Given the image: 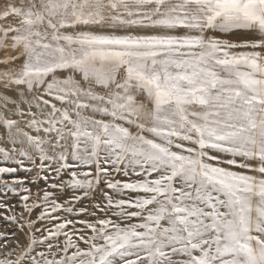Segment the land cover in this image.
<instances>
[{
	"label": "snow or ice",
	"instance_id": "snow-or-ice-1",
	"mask_svg": "<svg viewBox=\"0 0 264 264\" xmlns=\"http://www.w3.org/2000/svg\"><path fill=\"white\" fill-rule=\"evenodd\" d=\"M0 165V264H264V0H0Z\"/></svg>",
	"mask_w": 264,
	"mask_h": 264
},
{
	"label": "rangeland",
	"instance_id": "rangeland-1",
	"mask_svg": "<svg viewBox=\"0 0 264 264\" xmlns=\"http://www.w3.org/2000/svg\"><path fill=\"white\" fill-rule=\"evenodd\" d=\"M2 166V165H0ZM17 177L23 178L25 177V173L18 172L15 174ZM8 204L10 205H16V208L14 209V211L16 212L17 215H19V201L18 198L15 196H12L9 200H8ZM12 213L9 212L7 209H0V232H4V233H13L15 232V237L14 239H19L21 242H26L27 237L24 235L23 232H21L18 228L17 225L15 224H9L8 221H5L4 216L5 215H11ZM27 215V214H25ZM35 218V217H33ZM37 235H39V233H37ZM12 245L9 244V247H11Z\"/></svg>",
	"mask_w": 264,
	"mask_h": 264
}]
</instances>
